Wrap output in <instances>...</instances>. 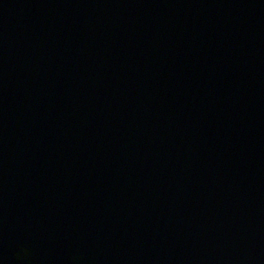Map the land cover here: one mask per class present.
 I'll use <instances>...</instances> for the list:
<instances>
[{
  "label": "water",
  "instance_id": "1",
  "mask_svg": "<svg viewBox=\"0 0 264 264\" xmlns=\"http://www.w3.org/2000/svg\"><path fill=\"white\" fill-rule=\"evenodd\" d=\"M0 264H264V0H0Z\"/></svg>",
  "mask_w": 264,
  "mask_h": 264
}]
</instances>
